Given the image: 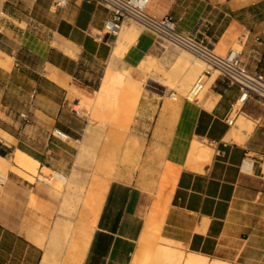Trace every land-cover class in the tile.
Wrapping results in <instances>:
<instances>
[{
    "label": "crops",
    "instance_id": "0c3cea01",
    "mask_svg": "<svg viewBox=\"0 0 264 264\" xmlns=\"http://www.w3.org/2000/svg\"><path fill=\"white\" fill-rule=\"evenodd\" d=\"M145 12L171 17L178 31L220 56L237 46L245 69L264 78V0H150ZM108 15L94 0H68L64 8L52 0H0V168L7 176L0 186V264H133L150 226L157 244L232 264L224 245L232 203L242 183L264 180V102L249 98L238 106L239 88L222 78L202 101H186L174 88L177 59L164 56L152 32L136 26V42L112 57L117 38L105 35ZM148 57L164 69L145 87L140 65ZM109 64L115 73L137 70L155 111L147 136L136 138L134 165L116 168L98 210L86 206L75 217L74 196L86 201L97 181L75 165L90 118L73 107L81 97L101 96L105 104L94 123L108 132ZM241 118L249 131L238 132ZM234 132L239 137L228 139ZM194 142L210 152L195 166ZM53 172L72 180L67 194L56 186L65 184L36 181ZM57 222L77 229L50 241Z\"/></svg>",
    "mask_w": 264,
    "mask_h": 264
},
{
    "label": "rangeland",
    "instance_id": "374dc122",
    "mask_svg": "<svg viewBox=\"0 0 264 264\" xmlns=\"http://www.w3.org/2000/svg\"><path fill=\"white\" fill-rule=\"evenodd\" d=\"M136 26L138 27V24L129 22L123 27V30L128 27L136 28ZM157 42V46L161 47L165 57L177 59V62L171 67L178 78L177 81H179L178 87L174 86V88L182 97H186L192 84L205 70L206 66L185 50L164 40H157ZM233 48L239 51L237 46ZM146 60L147 62H145ZM146 60L143 62L145 64L140 65L141 75H144L145 79V87L148 85L147 80L154 78L153 74H160L164 69L163 66L152 61L150 57ZM181 60H188L194 67L186 66ZM113 77L108 78V96H112L111 99L108 98L110 111V115H108V132L104 130L105 126L103 124L94 123L95 118L100 117L98 108L105 104V99L101 96L97 97L95 101L81 97L82 104L73 107L78 112L85 109L90 118L89 126L83 135L80 156L75 165L78 168L85 167L89 173V178L92 181H97L93 187L94 191L89 194L91 195L90 200L89 195L86 201L83 194L74 196L73 214L75 217H82L86 206L98 210L107 181L114 175L116 168L122 164L134 165L133 160L135 158H132V156L135 155L138 149L136 138L147 136L155 111L156 104L147 99L143 93V82L141 84L136 82L137 70L125 71L119 68L118 73H114ZM211 78L213 82L214 79L218 78V73L213 72ZM212 82L209 79L207 80L206 87L200 93L198 101H202L209 92ZM133 95L138 96V99H130L128 101L131 103H128L126 98ZM106 144H108L107 157L105 156ZM0 172L6 173L3 168H0ZM65 178V185L56 186L57 188H65L67 194L72 186V180L66 176ZM65 214L70 215V212ZM72 228L77 229L69 223L57 222L50 233V241L68 239ZM144 237L140 241L139 250L134 256L133 264H166L164 259V263H161L160 259L162 258L157 256V250L160 246H167L173 252H182L185 257L187 255L178 246L167 244L165 241L162 242L163 240H160V244H157L158 231L155 226L146 228ZM52 244L53 242H50V245ZM55 244L62 245L60 241L55 242ZM224 245L225 251L230 252L232 255V264H264V180L250 178L241 184L240 190L232 203L229 233L225 238ZM154 257H158V261ZM153 259H156V261L153 262Z\"/></svg>",
    "mask_w": 264,
    "mask_h": 264
},
{
    "label": "built area",
    "instance_id": "2783aa9c",
    "mask_svg": "<svg viewBox=\"0 0 264 264\" xmlns=\"http://www.w3.org/2000/svg\"><path fill=\"white\" fill-rule=\"evenodd\" d=\"M98 4L107 8L109 15L104 22L105 35L117 37L122 28L129 22H134L142 28L152 32L157 40H164L176 46L200 60L205 66V70L196 78L188 91L185 100L197 102L205 84L211 78L213 72L218 73V78H222L229 86H237L240 96L238 103L244 104L249 98H255L264 102V78L250 74L240 60V52L231 48L225 56H220L214 52L212 46L202 41H198L189 35L176 29L174 20L165 16L156 19L149 16L146 6L150 0H94ZM68 0H52L54 8H64ZM26 120V114L19 115ZM228 126L233 124V118L226 121ZM38 183L50 185L52 181L65 184L66 178L57 172H53L49 177L41 175L36 177ZM7 182L6 174L0 172V186Z\"/></svg>",
    "mask_w": 264,
    "mask_h": 264
},
{
    "label": "bare ground",
    "instance_id": "6f19581e",
    "mask_svg": "<svg viewBox=\"0 0 264 264\" xmlns=\"http://www.w3.org/2000/svg\"><path fill=\"white\" fill-rule=\"evenodd\" d=\"M137 36H138V29L128 27V28L123 30V28H122L121 32L118 34V37L116 39L114 49L112 51V57L119 58L120 56H122V54L127 50V48L133 42H136L135 39ZM145 62H147V60ZM143 64H145V63H143ZM115 71H116V69L113 67V65L109 64L105 77L106 78L107 77L108 78L113 77ZM212 78L209 81L212 82ZM52 79L56 80V77L52 76ZM113 79H114V77H113ZM109 81H111V80H109ZM86 100H88V99H86ZM238 105H241V103H238ZM238 125H239V127H238L239 131L238 132H240L243 129L248 130V121H246L245 119L241 118L239 120ZM237 137H239V133L234 132V133H230L228 139H235ZM209 157H210V152L204 146H202L201 144H199L197 142H194L191 145L190 153H189V160H191V162H193L192 163L193 166H195V164H196L195 162H207L209 160ZM162 242H164V241H162ZM71 255H70V257H71ZM184 255L182 252L181 253L173 252L172 249H170L167 246H162V247L160 246V248L157 250V256L162 258V259H160L161 263H164V261H163V259H164L166 264H223L220 261H214V260L209 261L206 257L201 256V255L188 254V253H187L186 257ZM158 257H154V258L157 259ZM156 259H153V262L156 261ZM157 261H158V259H157Z\"/></svg>",
    "mask_w": 264,
    "mask_h": 264
},
{
    "label": "trees",
    "instance_id": "16d2710c",
    "mask_svg": "<svg viewBox=\"0 0 264 264\" xmlns=\"http://www.w3.org/2000/svg\"><path fill=\"white\" fill-rule=\"evenodd\" d=\"M0 154H1V152H0Z\"/></svg>",
    "mask_w": 264,
    "mask_h": 264
}]
</instances>
